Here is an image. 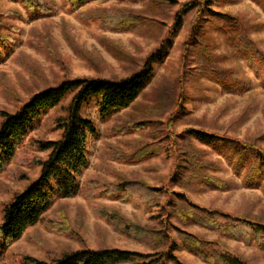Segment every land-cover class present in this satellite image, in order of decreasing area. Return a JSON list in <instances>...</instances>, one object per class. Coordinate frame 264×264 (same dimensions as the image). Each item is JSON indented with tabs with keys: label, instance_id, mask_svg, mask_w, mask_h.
Segmentation results:
<instances>
[{
	"label": "rangeland",
	"instance_id": "obj_1",
	"mask_svg": "<svg viewBox=\"0 0 264 264\" xmlns=\"http://www.w3.org/2000/svg\"><path fill=\"white\" fill-rule=\"evenodd\" d=\"M49 1L51 12L41 15L29 13L20 0H0V112L15 113L36 93L65 80H122L132 76L166 37L181 5L193 0H176L178 4L160 18L165 26L159 23L134 31L111 30L97 17L106 12L113 16L146 13L148 3L93 0L74 10L64 0ZM210 11L237 18L244 32L229 33L234 38L231 41L224 32L216 31L219 22L207 27L210 38L207 42L197 38L189 53L193 59L184 70V43L198 20V14L191 12L184 17L167 57L153 66V79L133 105L106 121L95 109L86 110L84 114L94 122L97 133L88 139V165L78 177L80 193L56 200L44 219L10 246L0 264H29L26 257L50 262L67 251L83 248L149 253L145 244L116 231L102 211L153 227L158 210L134 207L102 191L104 185L125 181L177 189L170 183L177 155L173 137L177 147H183L177 136L185 131L214 133L264 151V84L250 61V52L264 58V0H214ZM206 43L208 61L197 49ZM59 115L60 109L44 115L19 151L46 159L48 153L37 152L32 145L61 138L53 123ZM192 142L203 153V160L216 164L215 175L235 186L225 192L194 187L186 192L187 198L205 209L264 223V178L252 184L245 178L252 162L250 154L242 156L225 146L208 148ZM139 152L144 158L134 159L142 155H137ZM39 175L40 167L19 161H13L8 172L0 175V222L4 204ZM51 220L67 222L73 237L49 229ZM186 231L217 240L252 264H264V251L255 246L223 239L199 227ZM177 255L184 264H204L185 251Z\"/></svg>",
	"mask_w": 264,
	"mask_h": 264
},
{
	"label": "trees",
	"instance_id": "obj_2",
	"mask_svg": "<svg viewBox=\"0 0 264 264\" xmlns=\"http://www.w3.org/2000/svg\"><path fill=\"white\" fill-rule=\"evenodd\" d=\"M64 1L69 3L72 9L77 10L93 0ZM132 1L148 3L147 12L114 16L106 12L99 14L97 19L101 20L104 27L115 31H134L159 23L165 26L160 18L168 9L178 4L176 0ZM20 2L31 14L46 15L52 10V3L49 0H20ZM213 4L214 0H193L183 3L174 15L173 25L166 37L150 54L143 67L132 76L122 80H65L56 87L36 93L15 113L0 112L2 118L0 175L8 172L13 161L40 167L39 177L3 206L0 222V261L12 244L44 219L56 200L73 198L80 193L78 177L88 165V139L89 136L97 133L94 122L89 120L84 112L95 109L99 118L106 121L133 105L153 79V66L163 62L167 57L187 14L196 12L198 20L193 25L191 38L189 37L184 43L182 55L184 70L188 61L193 59L189 57V53L192 45L197 43V38L201 37L206 40L205 42L210 38L207 27L211 28L214 23L219 22L217 26L219 29L216 31L224 32L227 40L231 41L234 38L230 37L229 33L244 32V27L237 18L210 11ZM1 39L0 35V42ZM207 47L208 43L201 44L197 48L206 61L210 58L204 54ZM255 52H250L253 57L250 61L264 84V58ZM224 81L227 83L223 79L222 82ZM56 109L61 110V115L57 116L53 123L61 131V138L55 141H37L32 145L35 151L48 153L47 158L36 159L23 155L19 148L24 140L44 115ZM177 137L183 147L178 148L173 137V147L177 155L170 183L178 190L169 186L151 187L142 182L125 181L111 187L104 185V191H102L109 197L118 196L122 201L133 204L134 207L143 206L158 210V215L153 219L157 222L153 227L127 221L114 212L102 211L116 231L138 243L145 244L149 253L116 248L97 250L83 248L67 251L50 262L31 257H26V262L29 264H184L177 254L185 251L204 264H252L249 260L230 251L219 241L207 240L186 230L199 227L218 234L223 239L240 241L247 246H255L264 251V223L249 218L230 216L218 210L205 209L191 202L186 192L193 190L194 187L225 192L235 186L231 180L215 175L216 164L203 160V153L195 148L192 140L208 148L218 145L225 146L231 152H237L242 156L250 154L252 162L245 175L250 184L264 178V151L254 145L240 144L201 130L190 129ZM139 154L143 156H136L134 159L144 158L143 152L137 155ZM93 192L92 188L90 193L93 194ZM48 228L73 237L65 221L51 220Z\"/></svg>",
	"mask_w": 264,
	"mask_h": 264
}]
</instances>
